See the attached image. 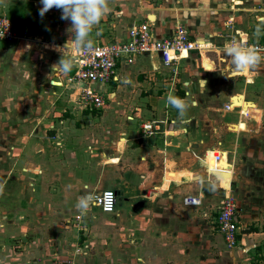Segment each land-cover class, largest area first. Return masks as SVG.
I'll return each instance as SVG.
<instances>
[{"label":"crops","instance_id":"obj_1","mask_svg":"<svg viewBox=\"0 0 264 264\" xmlns=\"http://www.w3.org/2000/svg\"><path fill=\"white\" fill-rule=\"evenodd\" d=\"M244 3L109 0V13L83 43L124 40L132 26L149 20L154 40L172 36L182 26L193 40L212 47L189 51L170 66L156 53L139 55L131 65L118 64L116 81L95 85L106 97L105 106L90 110L79 96L75 100L78 90L71 93L75 61L68 74L52 70L62 52L75 58L74 47L58 50L67 40L74 41L71 21L62 20L56 8L41 17L40 0H0V12L28 38L0 44V180L6 181L0 194V264H140L143 255L153 264L159 262L160 251L162 264H203L202 250L209 244L203 240V216L211 218V207L226 198L237 208L238 250L222 235L223 245L211 243V249L228 248V264H264V132L251 134V140L243 133L253 124L259 127L256 131L264 129L258 79L264 77V66L233 71L230 58L218 47L234 29L257 40L254 29L264 21V5L255 9L263 13L254 18L248 7L241 8ZM228 19L234 20L230 30ZM213 67L216 71L208 70ZM217 73L227 74L226 86L217 82ZM61 90L69 94L61 100L69 111L65 114L57 95ZM217 93H222L223 107L213 106ZM169 95L196 101L188 123H181L176 109L168 105ZM236 95L243 96L241 106L232 105ZM229 114L237 120L223 117ZM143 124L159 129L147 135ZM209 153L213 160L215 154L226 156L228 167L220 171V160L213 172L207 164ZM242 167L256 168L257 179L240 176ZM225 171L230 174L229 188L216 176ZM212 184L215 190H210ZM103 190L125 197L124 208L116 206L108 214L92 206L87 216L76 220L77 197ZM187 195L199 196L201 204L185 205ZM198 210L204 213L199 218ZM165 220L167 224H160ZM65 222H75L76 228ZM109 227L122 230L116 254L110 257L102 236H108ZM174 251L178 261L172 259Z\"/></svg>","mask_w":264,"mask_h":264},{"label":"built area","instance_id":"obj_2","mask_svg":"<svg viewBox=\"0 0 264 264\" xmlns=\"http://www.w3.org/2000/svg\"><path fill=\"white\" fill-rule=\"evenodd\" d=\"M225 41L219 48L226 47L232 40H238L241 45L255 46L260 55L264 57V35L255 41L249 39L248 34L238 30L224 35ZM27 35L18 32L11 17L4 12H0V41L9 44L24 41ZM89 42H85L87 44ZM208 43H201L193 40L188 31L179 26L174 34L159 40L152 38L150 21L146 20L140 24L132 26L127 33V37L121 41L95 42L89 49L75 51V67L69 81L78 90L80 102L86 109H100L106 104V97L101 90L95 88L96 84L104 85L117 80L118 64L131 65L135 58L142 54L156 53L161 57L164 65H175L183 54L192 51H203L211 48ZM218 48V49H219ZM264 66V61L260 63ZM227 108H232L227 104ZM142 129L147 135L153 134L156 129L152 124H143ZM221 155L215 154L214 161L219 162ZM217 168V167H216ZM113 193L114 198L111 196ZM93 206L100 209L102 213L111 214L115 211L117 194L113 190H103L96 193ZM185 205L198 206L201 204L199 196L187 195L183 199ZM217 231L223 236L229 247L237 244V236L240 234V223L237 216V208L232 198H226L214 206L211 217ZM81 215L75 216L80 220ZM52 264H72L66 261H55Z\"/></svg>","mask_w":264,"mask_h":264},{"label":"clouds","instance_id":"obj_3","mask_svg":"<svg viewBox=\"0 0 264 264\" xmlns=\"http://www.w3.org/2000/svg\"><path fill=\"white\" fill-rule=\"evenodd\" d=\"M42 7L39 9V15L43 17L49 10L56 8L61 10V19L71 21V29L74 34V41L67 40L63 48L76 47L80 49H89L92 46V41L85 44V38L92 32L93 27L98 25L101 19L109 13V0H40ZM254 35L259 39L264 35V21L256 25ZM220 51L230 58L231 70L244 71L245 69H253L257 67L264 57L260 55L258 48L255 46L241 45L238 40H232L226 47ZM62 52V51H61ZM63 55L59 61L52 66V70L62 74H68L74 67V57ZM209 71H216L213 67ZM227 75L225 73H221ZM127 82V81H126ZM168 105L176 109L178 118L181 123H188L187 115L191 107H194L196 101H186L174 95H169L166 98ZM215 172V169L212 170ZM223 173H216L217 178H220ZM6 181L0 180V194H3ZM210 190H215V184L211 185ZM96 193L85 192L83 195L77 197L75 204L76 209L80 212L81 218L87 216L95 202ZM111 196L114 198L113 193Z\"/></svg>","mask_w":264,"mask_h":264},{"label":"rangeland","instance_id":"obj_4","mask_svg":"<svg viewBox=\"0 0 264 264\" xmlns=\"http://www.w3.org/2000/svg\"><path fill=\"white\" fill-rule=\"evenodd\" d=\"M12 1H15V0H10V2H12ZM150 1H155V2H161L162 0H150ZM234 3V2H233ZM245 3H246V0H245ZM244 3V5L243 4H241V8L244 6V8H246V7H248V10H249V13H250V16L251 17H254L255 18V16L256 15H259V16H261L262 15V11H259V10H255V9H259V8H262V6L264 5V0H248V2L245 4ZM236 4V3H235ZM238 12L236 13L237 15L240 13V12H242L241 11V9H239V10H237ZM249 16V17H250ZM60 19V18H59ZM251 18H249L248 20H250ZM228 22H227V24L228 23H233L234 22V20L233 19H228L227 20ZM232 23L229 25V28H228V30H230L231 29V27H232ZM235 30V29H234ZM230 32V31H229ZM225 34H227V33H225ZM92 43H95V42H92ZM0 44H3V41H0ZM5 44H7V43H5ZM254 69H257V68H254ZM260 72H263L264 73V70H262V71H260ZM220 73V72H219ZM219 73H217L218 74V76H217V82L218 81H220L221 83H222V85L224 86V84L225 83H227V79H226V77L224 76V75H220ZM261 76V75H260ZM260 81H259V83H260V87L262 86V88L261 89H259V92H261V93H263V97H264V77H260V78H258ZM225 86H226V84H225ZM243 85L242 84H239V87H238V89H241V87H242ZM229 87V86H228ZM227 88V87H226ZM252 88H254V86L252 87V86H250L249 87V89H252ZM225 90V89H224ZM68 91H64V90H61V91H58V93H57V95H59V103H60V105H63L62 107L64 108H62L63 109V111H62V109H60V111L62 112V114H65V112H69L68 111V109H67V107H65L64 106V102H62L61 103V100L64 98V97H67L68 98V96H69V94L67 93ZM217 92H218V90H217ZM71 93H75V87H73V89H71ZM45 94H47V93H45ZM216 97V99H214V101H216L215 103H213V106H215V107H223V101H224V99H222L223 98V96H222V93H217V95H215ZM74 98H75V100H77L78 101V94H75L74 95ZM226 100H227V98H226ZM66 104V103H65ZM65 110V111H64ZM217 114V113H216ZM264 116V115H263ZM218 117H220L219 115H218ZM226 120H237V117H236V115L235 114H229L228 116H227V118L225 117V116H223ZM253 118H257L258 117V114L256 115V116H252ZM69 122H71V124H73L74 122H72V121H69ZM263 122H264V118H263ZM48 123L49 122H47V126H48ZM28 125H29V122H28ZM247 124H244V126H245V128H251L250 126H246ZM29 127H30V125H29ZM255 127H257V126H255V124H253V126H252V130L251 131H248L247 129V131H245V132H243V133H245V134H247V138L249 139V140H251V134H256L257 135V132H264V129L263 130H259V131H256L257 129H259V127H257V128H255ZM232 129V128H231ZM241 130H243V129H241ZM51 147H48V150L50 149ZM210 155H211V153H209V157H208V159H207V164L210 166V169H213V168H215L216 167V163L217 162H214V160L210 157ZM237 162H243V160H241V161H237ZM220 170V169H219ZM240 170V172H241V174H239L240 176L241 175H244V174H247V175H249L248 177L249 178H255V179H257V176H258V170L256 169V168H254V169H252V168H250V167H242L241 169H239ZM220 171H222V170H220ZM249 172H252V173H249ZM253 172H254V174H253ZM221 173H223L224 175H222L219 179V183H220V185L222 186V187H224V188H229V182H230V174H227V172L225 171V172H221ZM171 176H173L172 174H171ZM171 176L170 175H168V178H171ZM242 179V178H241ZM216 180V179H215ZM168 181V180H167ZM217 181V180H216ZM219 185V184H218ZM220 186V187H221ZM246 186V185H245ZM245 186H243V185H240L239 187L240 188H244L243 190H244V192H248V188L247 187H245ZM250 186V185H249ZM221 187V188H222ZM234 188H235V185L234 184H232L231 183V191L232 190H234ZM223 189V188H222ZM116 206L118 207V208H124V206H125V197H123V196H118L117 197V203H116ZM215 206V205H214ZM214 206L213 207H211V209H210V211H212V209H214ZM98 210H100L99 208H98ZM101 212V211H100ZM204 214L203 213V211H201V210H198L196 213H195V215H196V217L197 218H199V217H201V215L200 214ZM240 216H241V220H242V222H243V217H242V215H241V212L239 211V213H238ZM194 215V216H195ZM203 216V215H202ZM247 216V215H246ZM68 217H66L65 219H67ZM203 218H204V221H202L203 223V228H204V235H203V240H204V244L208 241V243L209 244H205L204 245V247H203V259L205 260L206 259V261H203V264H228L229 263V260H230V257H232L231 256V252H230V250L228 249V248H226V250L225 249H221L220 247H215L216 249H211V243H219L221 246L223 245V239H222V237H221V234L217 231V229H216V227H215V223H213V216L210 218V217H207L206 216V218H205V215L203 216ZM110 220V219H109ZM65 223H67L68 225H71L72 227H75V222H65ZM141 224V223H140ZM160 224H167V222H166V220L165 221H161L160 222ZM78 225V224H77ZM248 227H250V225L248 224L247 225ZM76 228V227H75ZM74 229V228H73ZM76 230V229H75ZM116 230V231H115ZM115 230L113 231V228L112 227H109V233H108V236H106V232H104V235H102L105 239H106V241H107V245H106V248L105 249H107V251H108V257H110V256H114V254H116L115 253V246H116V242H117V238H118V232H120V231H122V230H117L116 228H115ZM77 231V230H76ZM78 233H80V238H82L83 236L81 235V232H78ZM126 234L127 233H125V231H124V233H123V236H125L126 237ZM220 234V235H219ZM167 235H170L169 234V232H167ZM167 235H166V237H164L165 238V241L166 240H168L169 238L170 239H172L173 238V236H171L170 235V237L168 238L167 237ZM147 236V234H145V237ZM149 236H151V235H149ZM154 237H160L159 239H160V242H162L161 241V238L163 239V237L160 235V234H157V233H155L154 235H153ZM152 236V237H153ZM215 236H217V238H215ZM127 239V238H126ZM146 240V239H145ZM175 240V239H174ZM207 240V241H206ZM142 241V240H141ZM143 241H144V239H143ZM147 241V240H146ZM145 241V242H146ZM117 244H118V242H117ZM238 246V244H235V246H233L236 250H238L236 247ZM182 248H184V247H181V249ZM118 251H119V249H117ZM145 251V250H144ZM241 251V253H242V255H244V258L245 257H247V254L245 253V252H243L242 250H240ZM140 252H142V250H140ZM175 253H176V251H174ZM181 252H184V251H181ZM112 254V255H111ZM160 254H161V251H160ZM160 254H158V258H157V260L159 261L158 263L159 264H162V263H160L161 262V255ZM181 255H182V253H180ZM142 256V255H141ZM144 256V261H141L140 262V264H148L147 262H146V255H143ZM176 256V257H175ZM172 259L174 260V261H178V254L176 253V255H175ZM164 257V256H163ZM115 259V258H114ZM152 261L153 262H155V259H152ZM237 262V261H236ZM238 262H241L240 261V258H238ZM150 263H152V262H150ZM149 263V264H150ZM158 263H153V264H158ZM109 264H120L119 262H116V261H114V262H112V263H109ZM129 264V263H128ZM176 264H180V263H176ZM238 264V263H237ZM239 264H241V263H239ZM243 264V263H242Z\"/></svg>","mask_w":264,"mask_h":264},{"label":"bare ground","instance_id":"obj_5","mask_svg":"<svg viewBox=\"0 0 264 264\" xmlns=\"http://www.w3.org/2000/svg\"><path fill=\"white\" fill-rule=\"evenodd\" d=\"M32 43L31 41L27 42V44ZM243 96L242 95H236L235 97H233L232 100V105H238L241 106L243 104V100H242ZM246 106H248L246 103L244 104V108H247ZM249 106H253V104L249 105ZM236 127V126H235ZM235 129V128H234ZM218 168L220 170H225L226 167H228V163L226 160V156H223L221 161L218 163ZM231 169V168H230ZM229 170V169H228Z\"/></svg>","mask_w":264,"mask_h":264},{"label":"water","instance_id":"obj_6","mask_svg":"<svg viewBox=\"0 0 264 264\" xmlns=\"http://www.w3.org/2000/svg\"><path fill=\"white\" fill-rule=\"evenodd\" d=\"M235 97V96H234ZM231 100H233V97L231 98ZM248 103H250V102H248Z\"/></svg>","mask_w":264,"mask_h":264}]
</instances>
